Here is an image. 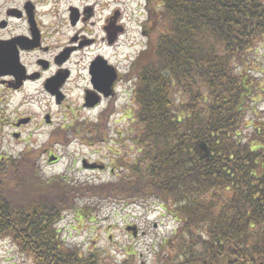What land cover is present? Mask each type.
<instances>
[{
    "label": "trees",
    "instance_id": "obj_1",
    "mask_svg": "<svg viewBox=\"0 0 264 264\" xmlns=\"http://www.w3.org/2000/svg\"><path fill=\"white\" fill-rule=\"evenodd\" d=\"M158 1L147 22L150 47L131 70L133 121L117 177L99 185L45 180L34 151L0 154V235L10 233L38 264H106L57 237L56 221L79 194L154 202L176 224L155 264H264V80L252 70L264 0ZM96 128L74 131L98 142L105 133Z\"/></svg>",
    "mask_w": 264,
    "mask_h": 264
},
{
    "label": "rangeland",
    "instance_id": "obj_2",
    "mask_svg": "<svg viewBox=\"0 0 264 264\" xmlns=\"http://www.w3.org/2000/svg\"><path fill=\"white\" fill-rule=\"evenodd\" d=\"M122 50L121 57L125 58L123 53L125 47ZM252 70L264 80V41ZM28 89L27 92L33 93L32 89ZM123 100L125 99L122 98L118 102L120 111L125 106ZM258 105L261 114H264V97ZM48 106V100H40L38 96L31 99L27 98L26 94L14 92L5 97V100L0 103V119L5 120V124L0 126V153L5 156H20L29 148L35 146L41 148L42 145H46L45 147H50L61 155V160L55 165H49L47 156L43 155L40 176L44 175L47 178L54 174L68 173L69 177L85 179L95 185L116 177L117 174L108 171L83 169L82 159L86 157L92 159V162L98 161L97 159L105 162L114 159V152L123 151L119 140H116L119 137L109 136L108 139L99 141V144L92 145L83 143L89 140L88 135L84 138L81 136L80 140L74 139L71 134L65 137L67 132L59 127V123L63 124L61 117L54 118L57 123L53 127L46 126L44 122L40 123L43 118L42 112L48 109ZM51 107L52 110L55 109L54 105ZM19 114H34L36 120L24 129L19 139H16L12 136V128L8 123ZM38 124L43 126L39 127ZM56 134L64 136L62 143L57 139ZM37 154L42 156L38 152ZM36 155L35 163L37 162L38 166ZM19 172L21 173V169L9 174L6 184H9L12 178H16ZM25 175L27 176V173ZM25 180L19 184V187L24 185ZM16 192L8 191L5 185V194L18 195ZM105 196L79 194L76 198L79 202L78 208L63 212L64 218L59 226L65 230L63 234L68 243L79 247L83 255L94 252L99 257L102 256L106 264H118L124 259L128 260V264H155L157 247L165 236L175 230V222L169 216H165L152 201L139 202L128 198L113 201ZM128 226H137L140 232L134 236L133 231L127 230ZM12 240L10 233L0 235V264H32V255L24 256Z\"/></svg>",
    "mask_w": 264,
    "mask_h": 264
},
{
    "label": "flooded vegetation",
    "instance_id": "obj_3",
    "mask_svg": "<svg viewBox=\"0 0 264 264\" xmlns=\"http://www.w3.org/2000/svg\"><path fill=\"white\" fill-rule=\"evenodd\" d=\"M42 5H47L48 10L44 13ZM124 8L123 0H0V40L10 41L2 47L0 56L7 60L18 52L23 64V68L11 64L4 68L5 76L0 78V97L4 98L9 92H15L31 98L33 93L38 94L39 91L27 92V87L32 85L33 89H43L48 78L57 77L58 81L66 78L61 90L66 97L64 102H69L72 95L69 86L82 79L86 83L81 91L83 106L64 116L65 119L71 116L72 127L79 123L77 119L83 111L87 113L84 117L87 122L100 123L106 118L110 123L116 115L127 119L131 117L133 67L130 64L123 67L119 61L112 60L106 49L130 33L123 21ZM57 14L60 16L57 17ZM85 55H91L86 67L73 66L75 56ZM99 55L107 56L106 59L114 63L117 69L113 70L106 65L101 70L103 81L98 85L105 84L109 87L114 78L110 93L114 92L108 97L95 90L93 84L91 62ZM42 59L48 62H42ZM62 60L64 62L59 64ZM16 71H23L25 76L27 72L35 76L26 83L24 81L28 76L24 77L21 83L25 85L16 90L9 86L10 80L15 82L12 73ZM87 91L101 99L93 108L85 107ZM49 96L55 100L54 95ZM122 98L125 99V106L120 111L118 101ZM117 132L122 133L121 130Z\"/></svg>",
    "mask_w": 264,
    "mask_h": 264
},
{
    "label": "water",
    "instance_id": "obj_4",
    "mask_svg": "<svg viewBox=\"0 0 264 264\" xmlns=\"http://www.w3.org/2000/svg\"><path fill=\"white\" fill-rule=\"evenodd\" d=\"M100 65H103V63H100ZM28 121V119H24V120H22L20 123H24V122H27ZM19 123V124H20ZM56 157H53L52 159H55ZM129 229H133V230H136V228L135 227H129Z\"/></svg>",
    "mask_w": 264,
    "mask_h": 264
}]
</instances>
